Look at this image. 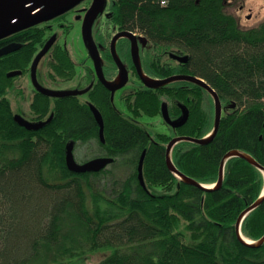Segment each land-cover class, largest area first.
Listing matches in <instances>:
<instances>
[{"label":"trees","instance_id":"trees-1","mask_svg":"<svg viewBox=\"0 0 264 264\" xmlns=\"http://www.w3.org/2000/svg\"><path fill=\"white\" fill-rule=\"evenodd\" d=\"M110 18L120 29L147 40V72L156 78L177 73L205 79L218 93L223 114L218 132L205 143L188 139L172 148L171 159L185 175L205 184L218 181L225 154L239 149L264 167V18L254 25L228 9L234 0H109ZM242 10V6H236ZM45 25L33 24L0 38L23 42L0 56V264H264V242L240 239L237 220L264 190V173L244 157L225 162L223 183L205 189L176 176L167 163L175 136L205 137L214 127L215 101L189 79L159 87L134 84L124 95L131 115L98 81L88 96L51 97L35 92L31 120L50 122L29 129L16 119L8 96L16 76L27 71L45 41ZM181 50L187 62L167 60ZM45 77L76 74L69 49L55 43ZM190 115L170 132L153 133L138 119ZM104 118V141L90 107ZM235 106L232 107V104ZM164 122V120L162 119ZM165 123V122H164ZM96 141L99 155L112 158L99 170L77 172L67 164V144ZM75 150V148H74ZM145 151L140 179V160ZM242 234L264 235V200L244 217Z\"/></svg>","mask_w":264,"mask_h":264},{"label":"water","instance_id":"water-1","mask_svg":"<svg viewBox=\"0 0 264 264\" xmlns=\"http://www.w3.org/2000/svg\"><path fill=\"white\" fill-rule=\"evenodd\" d=\"M79 0H0V30H10L12 29L14 26H16L18 23L20 22H31V21H35V20H39L41 18H46V17H52L55 16L57 14H60L62 12H64L65 10L71 8L73 5H75ZM12 32V31H11ZM9 32V33H11ZM122 34H127L132 36V32L129 31H124ZM56 39V35L54 34L47 42L46 44L41 48V50L37 53V55L35 56V59L33 61L32 67H31V78L32 81L36 87V89L48 96L51 97H65V96H70V95H80L83 94L85 92H87V90L89 88H85V89H54V88H48L43 86L39 80H38V66L42 60V58L48 53V51L50 50L51 46L53 45L54 41ZM92 43V47H93V53H94V60L95 62H97V60L99 59V52L97 49V45L94 43L93 40H91ZM21 46V44L19 43H9L3 47L0 48V56L7 54L9 52H12L13 50L19 48ZM171 56L178 59L181 62H187L189 55L188 54H184V55H180L177 54L175 52H171ZM116 59H118L117 55H115ZM99 71V75L101 76L102 80H105L100 72V69L98 68ZM22 71L21 70H13L10 71L8 73V76H15L17 74H21ZM140 77L142 82L149 86V87H159L162 86L172 80H176V79H189L191 81L197 82L200 85H202L203 87H205L214 97V101H215V124H214V128L212 130V132L205 136V137H201V138H197V137H192V136H175L173 137L168 145H167V163L168 166L170 168V170L179 178L188 181L192 184L198 185L202 188L205 189H212L214 187H218L221 186L223 183V176H224V166H225V162L228 158H230L231 156H240V157H244L247 160H249L251 163L255 164L256 166H258L263 172H264V167L250 154H248L247 152H244L242 150L239 149H233L229 152H227L225 154V156L223 157L221 166H220V171H219V178L218 181L213 185V186H208L205 185L197 180H195L192 177H189L187 175H185L184 173H182L173 163L172 159H171V151L173 146L180 140L183 139H188V140H192L195 142H199V143H205L208 142L209 140H211L215 134L218 132L220 123H221V118H222V114H223V104L221 101L220 96L218 95L217 91L202 77L196 76V75H188V74H176V75H171L165 78H159V79H153V81L148 82L145 79V75L143 74V72L140 73ZM107 84V82H106ZM113 93V98H114V93L116 91V89H119L122 87V84H117V85H108ZM181 106L183 107V114L182 116L177 119V120H172L170 112H169V107H168V103L166 101H164L162 103V108H161V113L162 116L164 118V120L171 125L172 127H178L181 126L182 124H184L188 117H189V109L184 105L181 104ZM235 106V103L232 104V107ZM90 107L92 109V111L94 112V115L100 125V137L102 139V141H104V128H105V124H104V118L103 115L101 113V111L99 110L98 107H96L93 103H90ZM53 118V113L46 119V120H41V121H31L26 119L22 114L17 113L15 115V119L23 126L29 128V129H39L40 127H43L45 124H47L48 122L51 121V119ZM74 148H75V142L73 140H71L68 144H67V164L69 166V168L73 171H77V172H85V171H94V170H99L101 168H103L105 165H107L110 161H112V158H108L105 156H99L96 158H93L91 160L85 161V162H77L74 156ZM144 155H145V151L142 154L141 160H140V179H141V183L146 187V184L144 182L143 179V172H142V165H143V159H144ZM264 200V190L262 195L256 200L254 201L251 205H249L238 217L237 220V230H238V234L240 239H242V241H244L245 243L249 244V245H254V246H259L264 242V235L259 238L256 241L253 240H247V238H245L242 234V230H241V225H242V221L244 219V217L246 216V214H248L251 210H253L254 208H256L258 205H260L262 203V201Z\"/></svg>","mask_w":264,"mask_h":264},{"label":"flooded vegetation","instance_id":"flooded-vegetation-1","mask_svg":"<svg viewBox=\"0 0 264 264\" xmlns=\"http://www.w3.org/2000/svg\"><path fill=\"white\" fill-rule=\"evenodd\" d=\"M110 13H111V5H110L109 0H79L71 8L65 10L64 12L60 14H57L52 17L41 18V19L48 20V22L44 24L46 26L45 36H44L45 41L43 42L42 45L39 46V50L37 51V53L41 50V48L46 44V42L54 34L56 35V39L53 45H55V43L60 42L59 37H58L59 34L51 30L54 24L58 25L64 33H70L71 30L77 26L81 29V33L84 37V40L89 47L90 59L92 58L91 59L92 68L88 70L89 75L91 77V78L89 77L90 80H88L87 83L81 82L76 87L72 88V89L89 88L87 92L80 94L81 97L88 96L89 92L91 91L90 89L93 88V85L96 84L98 81H101L104 85H106L111 90V99L113 100H114L113 95H112L113 91L108 85L114 86L117 84H122L121 88L116 89L114 93V97L117 91H122L125 87L126 88L124 91H126L128 87L130 91L124 93L123 94V97H124V95L134 90L135 88L134 84L137 83V85H139L140 83H142L141 77H140L141 72H143L144 74H148L146 61H145L146 57H145L144 48L142 50L140 48L143 35L137 31L120 29L118 26H115L114 22L110 18ZM36 23L38 22H35L33 24H36ZM33 24H28L27 26H30ZM27 26H24V27H27ZM15 30L13 31L14 33L18 31V30L16 31ZM124 31L132 32L133 35L130 36L127 34H122ZM91 40H93L94 43L97 45V49L99 52V59L97 60V62H95L94 60V56H93L94 53H93V47H92ZM13 42L21 44L19 48L23 46V42L14 39L8 42H3L2 44H0V48L9 43H13ZM60 44L64 45L61 42ZM17 49L13 51H16ZM49 51L42 58V60L49 54ZM171 52H175L180 55L185 54V53L183 54L181 50H173V51L166 52L168 55L167 60H171V61L176 60L177 62H181V61L172 57ZM115 55H117L119 60L116 59ZM35 56L29 64V69L27 71L21 70L22 73L17 74L15 76L18 77V76H22V75L29 73L32 87L34 88L35 92H39L36 89L32 81V78H31V67L35 59ZM42 60L39 66L43 64ZM39 66H38V71H37L39 82L43 86L48 87V88H52L50 84H55L53 88L60 89L59 87H57V85H59V83L63 80L48 81L47 79L46 80L44 79V82L46 83H43L39 79V74H40ZM98 68L100 69L101 75L105 80L101 79ZM177 74H181V73H177ZM73 78L64 80V81H69V80H72ZM131 81L133 82V85L130 84ZM48 82H51V83L48 84ZM130 85H132V87ZM124 91H122L121 93H123ZM181 104L183 103L178 101V105L180 106L181 113H179L177 116H174V117L171 116L172 120H177L182 116L183 107L181 106ZM184 105L186 106V104ZM186 107L189 109L188 106ZM189 115H190V109H189Z\"/></svg>","mask_w":264,"mask_h":264},{"label":"rangeland","instance_id":"rangeland-1","mask_svg":"<svg viewBox=\"0 0 264 264\" xmlns=\"http://www.w3.org/2000/svg\"><path fill=\"white\" fill-rule=\"evenodd\" d=\"M236 6H242L243 9L238 11L237 8H235ZM228 9L234 10V12L242 19L245 25H254L258 23L262 18H264V0H234L233 3L229 4ZM35 22H38L37 24L39 25H44L46 24V22H48V20L40 19L38 21L35 20L31 22H20L10 30H0V38L8 35L11 31L13 32L15 29L19 30L24 26L33 24ZM51 30L59 34V41L70 50L71 55L76 62V74L74 78L69 81H61L59 85H57V87H59L60 89H72L81 82L87 83L91 78L88 70L92 68V58L90 59L89 47L84 40L81 29L77 26L72 29L70 33H64L58 25L54 24ZM147 45L148 43L146 38L142 37L140 47L141 50ZM46 57L42 60L43 64L41 63L42 65L39 66V79L43 83H46L44 82V79L50 81L45 77L46 68L44 67V64L46 62ZM50 83L51 82H48V84ZM130 84L133 85V82L131 81ZM132 85L130 86L132 87ZM50 86H52L53 88L55 84H50ZM125 88L122 91H124ZM122 91H117L114 97V103L121 112H123L125 115L130 116L131 113L126 107L123 99V94L130 91V89H128L127 87L126 91L121 93ZM34 92L35 90L31 85L30 75L29 73H27L14 79L13 86L8 93V96L13 105V109L16 112H22V115L28 120L32 118L30 103L33 98ZM138 120L144 126L149 127V129L153 133L170 132L172 130L168 124L162 121V118L160 116L152 117L143 115L140 116ZM99 152V145L96 141L77 143L74 150V156L77 162L82 163L98 157L96 155H99ZM96 258L97 257L95 256L93 259L87 261L86 264H96Z\"/></svg>","mask_w":264,"mask_h":264},{"label":"bare ground","instance_id":"bare-ground-1","mask_svg":"<svg viewBox=\"0 0 264 264\" xmlns=\"http://www.w3.org/2000/svg\"><path fill=\"white\" fill-rule=\"evenodd\" d=\"M145 79L148 81V82H151L153 81V79L151 77H149L148 75L145 74Z\"/></svg>","mask_w":264,"mask_h":264},{"label":"crops","instance_id":"crops-1","mask_svg":"<svg viewBox=\"0 0 264 264\" xmlns=\"http://www.w3.org/2000/svg\"><path fill=\"white\" fill-rule=\"evenodd\" d=\"M149 74V73H148ZM156 78V77H155Z\"/></svg>","mask_w":264,"mask_h":264}]
</instances>
